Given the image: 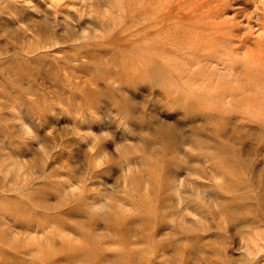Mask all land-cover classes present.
Returning a JSON list of instances; mask_svg holds the SVG:
<instances>
[{
	"label": "clouds",
	"instance_id": "clouds-1",
	"mask_svg": "<svg viewBox=\"0 0 264 264\" xmlns=\"http://www.w3.org/2000/svg\"><path fill=\"white\" fill-rule=\"evenodd\" d=\"M0 244L264 264V0H0Z\"/></svg>",
	"mask_w": 264,
	"mask_h": 264
},
{
	"label": "rangeland",
	"instance_id": "rangeland-1",
	"mask_svg": "<svg viewBox=\"0 0 264 264\" xmlns=\"http://www.w3.org/2000/svg\"><path fill=\"white\" fill-rule=\"evenodd\" d=\"M231 14H232V10H231V9H225L223 12H220L219 14H217V15L215 16V19L219 20V19H221L224 15H231ZM233 31L239 33L240 29H239V28H237V29H233ZM244 55L247 57V56L251 55V52H246ZM2 247H3V245L0 244V248H2Z\"/></svg>",
	"mask_w": 264,
	"mask_h": 264
}]
</instances>
